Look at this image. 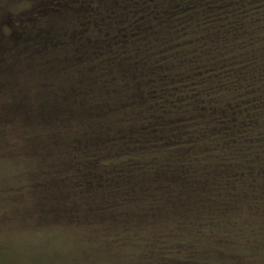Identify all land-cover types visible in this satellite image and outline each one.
Listing matches in <instances>:
<instances>
[{
    "label": "trees",
    "instance_id": "trees-1",
    "mask_svg": "<svg viewBox=\"0 0 264 264\" xmlns=\"http://www.w3.org/2000/svg\"><path fill=\"white\" fill-rule=\"evenodd\" d=\"M56 1L55 12L71 9ZM102 9L76 13L69 30H52L42 13L0 43V89L11 73L37 81L40 98L9 102L14 115L0 122L53 159L71 194L58 202L113 226L170 222V234L189 238L158 255L192 256L202 238L225 251L245 227L264 236V0Z\"/></svg>",
    "mask_w": 264,
    "mask_h": 264
},
{
    "label": "rangeland",
    "instance_id": "rangeland-1",
    "mask_svg": "<svg viewBox=\"0 0 264 264\" xmlns=\"http://www.w3.org/2000/svg\"><path fill=\"white\" fill-rule=\"evenodd\" d=\"M58 1L72 5L71 9L55 12L53 8L60 5L56 0H0V43L14 40V33L20 35L22 30L39 26L42 13L52 17V30H69L76 13L103 12V4L111 0ZM7 65L0 57V67ZM5 80L4 89H0L1 117L14 115V110L6 107L9 102L23 99L32 105L39 98L37 81L32 78L26 82L10 73ZM20 91L26 92L21 95ZM29 127L27 134H33L34 126ZM1 128L7 136L0 139V264H264V236L250 227L243 229L240 240L231 238L238 243L225 251H215L213 239L202 238L194 244L192 256L175 252L158 255L154 250L162 244L175 248L179 238H189L170 234L174 232L170 222L146 224L133 217L134 222L113 226L104 216L88 214L83 204L72 207L58 202L56 199L69 200L71 194L53 171L52 158L45 153L42 156L38 141L25 145L18 138L21 127L10 128L5 122ZM258 224L262 221L253 222L252 227L258 228ZM127 229L129 232L123 233Z\"/></svg>",
    "mask_w": 264,
    "mask_h": 264
}]
</instances>
